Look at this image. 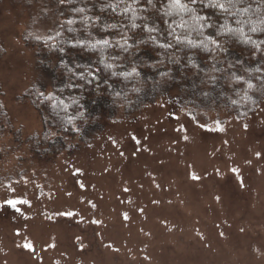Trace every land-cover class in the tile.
<instances>
[{
  "label": "rangeland",
  "instance_id": "374dc122",
  "mask_svg": "<svg viewBox=\"0 0 264 264\" xmlns=\"http://www.w3.org/2000/svg\"><path fill=\"white\" fill-rule=\"evenodd\" d=\"M71 1L0 0V264H264V92L241 116L199 108L174 73L40 157L42 116L20 96L51 82L27 38L50 37Z\"/></svg>",
  "mask_w": 264,
  "mask_h": 264
},
{
  "label": "trees",
  "instance_id": "16d2710c",
  "mask_svg": "<svg viewBox=\"0 0 264 264\" xmlns=\"http://www.w3.org/2000/svg\"><path fill=\"white\" fill-rule=\"evenodd\" d=\"M211 2L71 1L50 37H28L43 51L51 82L20 96L32 97L42 116V134L29 141L40 157L68 151L84 131L100 128L102 106L123 112L174 73L196 84V95L185 94L196 107L253 111L264 92V0H219L225 9ZM11 131L7 114L0 115V135Z\"/></svg>",
  "mask_w": 264,
  "mask_h": 264
},
{
  "label": "snow or ice",
  "instance_id": "6c2138e0",
  "mask_svg": "<svg viewBox=\"0 0 264 264\" xmlns=\"http://www.w3.org/2000/svg\"><path fill=\"white\" fill-rule=\"evenodd\" d=\"M177 3H179V0H176ZM212 7H218L220 9H225V4L224 3H220L219 0H212L211 5ZM213 44H215L216 42L213 40L211 41ZM105 44H107V41L104 42ZM203 127V125H202ZM9 205L15 207L16 202L15 201H8L7 202ZM17 211H19V209H17ZM69 215H71V213H69ZM26 248L31 249V245H25Z\"/></svg>",
  "mask_w": 264,
  "mask_h": 264
}]
</instances>
